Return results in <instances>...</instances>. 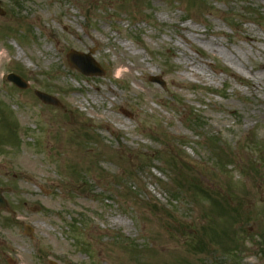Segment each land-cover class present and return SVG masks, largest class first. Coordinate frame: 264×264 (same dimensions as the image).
<instances>
[{"label": "rangeland", "instance_id": "rangeland-1", "mask_svg": "<svg viewBox=\"0 0 264 264\" xmlns=\"http://www.w3.org/2000/svg\"><path fill=\"white\" fill-rule=\"evenodd\" d=\"M0 7V264H264V168L246 170L258 156L244 149L249 136L264 144V0ZM69 50L92 51L103 75L76 71ZM214 146L233 162L223 172ZM172 154L228 201L186 187L172 200Z\"/></svg>", "mask_w": 264, "mask_h": 264}, {"label": "trees", "instance_id": "trees-1", "mask_svg": "<svg viewBox=\"0 0 264 264\" xmlns=\"http://www.w3.org/2000/svg\"><path fill=\"white\" fill-rule=\"evenodd\" d=\"M87 135V134H86ZM209 145L211 143V141L208 142ZM246 143L245 144L246 146L244 147V149H248V151H250L251 153L253 154H256L258 157V161H252V160H248L250 162H246L247 166H245L246 170H254V167L255 165L253 164H261V166H263L264 168V144L262 143H259L256 139H254L253 137H247L246 138ZM210 151L211 153H213L214 155V159L215 161H217V164L219 165V168L220 170L223 172V169L225 167H227L229 164L233 163L232 161H225L226 159H224V157L222 155H226L225 153H223L224 151H222V149L214 146V147H210ZM228 155V154H227ZM145 161L148 162V159H149V156H145ZM171 160L173 162H171L170 164H168V166H171L172 167V170L174 172V175L178 178V180L176 181V187H175V190L172 191V197L174 200H176V198L178 197V193L182 192L185 193L184 191V188L186 187V191H191L192 192V195L194 196H198L199 198H203V199H206V200H211V201H215L214 196H217L219 199H223V200H226L227 197L225 195H221L220 193H217L215 191H213L210 187L204 185L203 182H201L200 180H198L197 178H194V177H190L188 176V174H186V172L183 170V168L185 166H187L186 163H179L177 161V156L176 155H173L172 154V157H171ZM179 160V159H178ZM138 161V164H137V167L138 168H144V167H147V163H143L142 164V160H137ZM175 161V162H174ZM257 166V165H256ZM215 193V194H214ZM213 194V195H212ZM228 201V200H227ZM156 208V207H155ZM233 211H238L239 212L237 213L240 214V207L238 205L234 206L233 208ZM207 217V213L204 214V218L206 221V223L202 226V231L203 232H207L210 230V227H211V222L209 219L206 218ZM204 233V234H205ZM263 231L261 232H258V234H262ZM201 240V243L199 245V241ZM122 244H123V247L125 248V250L128 252V253H132V256L134 257H138V256H141L140 253L143 252V249H141V247L137 246V245H134L132 242L126 240V241H122ZM191 244H194L193 247L195 246H198L197 249H200V250H203L207 244L206 242L203 240L202 236L201 235H196L192 238V243Z\"/></svg>", "mask_w": 264, "mask_h": 264}, {"label": "water", "instance_id": "water-1", "mask_svg": "<svg viewBox=\"0 0 264 264\" xmlns=\"http://www.w3.org/2000/svg\"><path fill=\"white\" fill-rule=\"evenodd\" d=\"M0 14H4V12L0 9ZM73 50L69 51L67 54L68 62L71 66L75 67L77 70H79L84 75H101L102 71L98 69L97 64L95 61L91 58L90 54H84L80 55ZM84 56V57H83ZM9 78H12L15 82V84L19 87L25 88L27 87V84L19 77L15 76H9ZM150 81L157 82L161 86H164V82L160 80L159 77H150ZM35 94L45 103L57 105L59 104L58 101L45 93L35 91ZM1 208H7V203L2 197V190L0 189V209ZM26 230L28 233H30V228L26 226Z\"/></svg>", "mask_w": 264, "mask_h": 264}, {"label": "bare ground", "instance_id": "bare-ground-1", "mask_svg": "<svg viewBox=\"0 0 264 264\" xmlns=\"http://www.w3.org/2000/svg\"><path fill=\"white\" fill-rule=\"evenodd\" d=\"M0 59H2V55H0ZM94 89L99 90V86L98 85H95L94 86Z\"/></svg>", "mask_w": 264, "mask_h": 264}]
</instances>
